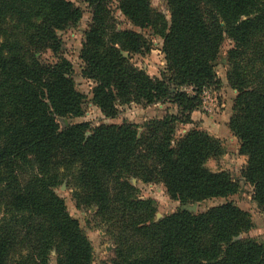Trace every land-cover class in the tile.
<instances>
[{"label": "trees", "instance_id": "obj_1", "mask_svg": "<svg viewBox=\"0 0 264 264\" xmlns=\"http://www.w3.org/2000/svg\"><path fill=\"white\" fill-rule=\"evenodd\" d=\"M113 1L129 22L161 37L160 77L129 61L150 46L134 30L115 29ZM86 2L92 19L80 59L95 82L92 103L107 117L130 102H169L177 111L148 120L141 132L128 122H71L84 110L71 63L34 54L58 53V32L77 25L80 8L69 0H0V264H48L52 249L55 264H91V243L55 191L60 169L75 165L76 205L95 207L113 230L111 264H264V242L239 238L251 218L232 202L154 221L152 200L138 199L127 180L161 183L180 204L238 191L228 171L205 166L222 155L219 140L197 129L176 135L199 109L202 90L220 85L214 64L227 39L226 78L236 91L228 127L247 157L240 176L264 209V0H165L169 21L151 0Z\"/></svg>", "mask_w": 264, "mask_h": 264}, {"label": "rangeland", "instance_id": "obj_2", "mask_svg": "<svg viewBox=\"0 0 264 264\" xmlns=\"http://www.w3.org/2000/svg\"><path fill=\"white\" fill-rule=\"evenodd\" d=\"M69 1L72 2L74 6L80 8L82 13L77 25L58 32L60 38L58 53H54L50 49H44L36 52L34 55L44 63L56 62L58 57H64L71 63L75 88L84 95L83 114L80 117L74 118L71 122H87L92 127L100 124H121L123 122H128L139 125L140 127L138 129L141 132L143 124L148 120L162 118L165 114L176 113V108L169 102L157 103L150 106H143L135 102H130L118 104L117 113L112 117H107L101 113L99 108L91 101L95 82L85 77L82 73L84 63L80 59V50L84 40V33L88 29L92 19L91 8L88 6L86 0ZM151 6L154 10L161 12L165 16V19L169 21V12L165 0H151ZM109 8L114 18L113 24L116 30H134L140 33L150 46V50L145 54L129 55V61L150 77H160L161 72L165 68V61L161 52V37L150 27L139 28L129 22L117 8L114 1L109 5ZM230 46V41L227 39L224 40L220 48L219 56L214 64V70L220 80V85L217 87L204 88L202 90L199 109L191 113L189 123L178 125L176 135H182L189 129H197L219 140L222 146V155L216 159H209L205 166L210 171L214 172L221 170L228 171L230 177L238 182V191L226 198L214 197L199 202L180 204L167 195L161 183L144 182L132 176L128 177L127 180H129L133 186V193L138 199L152 200L155 208L154 221L178 209L199 213L210 207L230 201L247 212L251 218V227L249 230L243 232L239 238L252 239L263 243L264 209L260 208L252 199V187L240 176V170L245 164L247 157L239 153L238 139L231 133L228 127L229 118L232 114L233 100L236 95L235 89L230 87L226 78V71L228 68L226 53ZM123 55L126 56L127 52H123ZM183 90L191 92L189 87H184ZM67 123L68 120L65 119L59 122L60 127ZM76 169V165L72 166L70 171L67 169H60L59 174L61 180L56 186L55 191L63 198L66 211L77 219L81 229L91 243L93 252L91 264H111V258L113 257L115 249L113 230L112 234L111 232L109 233L110 224H105L100 221L99 217L96 215L95 207H78L76 205L74 192L79 191V189L72 178V173ZM25 249H29V247L24 246L19 249L23 254L16 256V260L21 259L20 256H26ZM55 262L56 252L52 249L50 251L48 264H55Z\"/></svg>", "mask_w": 264, "mask_h": 264}]
</instances>
